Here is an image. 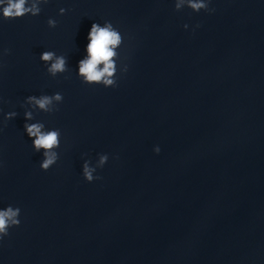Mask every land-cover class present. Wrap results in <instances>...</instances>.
Returning a JSON list of instances; mask_svg holds the SVG:
<instances>
[{
    "label": "water",
    "instance_id": "95a60500",
    "mask_svg": "<svg viewBox=\"0 0 264 264\" xmlns=\"http://www.w3.org/2000/svg\"><path fill=\"white\" fill-rule=\"evenodd\" d=\"M210 7L50 0L38 16L0 17V108L19 113L0 124V207L22 209L0 264H264V0ZM105 20L124 34L129 65L109 88L76 75L92 23ZM44 50L67 55L69 72L49 75ZM56 91L59 111L36 114L63 134L44 171L21 105ZM104 152L89 183L82 157Z\"/></svg>",
    "mask_w": 264,
    "mask_h": 264
},
{
    "label": "clouds",
    "instance_id": "9594fccd",
    "mask_svg": "<svg viewBox=\"0 0 264 264\" xmlns=\"http://www.w3.org/2000/svg\"><path fill=\"white\" fill-rule=\"evenodd\" d=\"M50 0H0V17L4 19H16L26 15L38 16L42 11V6L48 4ZM212 0H174L175 10L180 11L187 7L194 12L201 10L213 13L215 8L210 7ZM69 11L66 7L59 8V14L64 15ZM50 28H55L58 21L54 17H49L47 21ZM185 30L190 25H183ZM200 25L197 24L191 30L194 32ZM87 43L84 47L82 58L76 65V75L82 83L88 85H103L105 88L118 86V75L125 74L129 70L127 63L123 64L121 71V58L119 49L124 42V34L116 27L111 20L93 22L87 33ZM10 49L0 50V58L9 54ZM46 71L52 77L69 72V59L67 55L57 53L55 50H44L39 55ZM2 67V63H0ZM64 101V95L60 91L52 94L41 93L32 94L25 97L21 107L24 108V132L31 141L32 148L37 153H42L39 167L47 171L60 159V149L62 145V130L57 127H48L45 122L36 118L39 112L55 113L59 111V106ZM0 103L3 98L0 97ZM3 120L0 124L6 125L8 121L15 119L19 113L16 110L4 112ZM2 131V128H0ZM154 151L159 154V145L154 147ZM87 154H84L86 156ZM98 163L90 158H84L82 163V175L89 183L102 179L98 170L102 169L109 161L110 154L107 152L98 153ZM3 162L0 161V167ZM22 209L19 206L8 204L0 207V245L6 237L10 235V230L21 224Z\"/></svg>",
    "mask_w": 264,
    "mask_h": 264
}]
</instances>
